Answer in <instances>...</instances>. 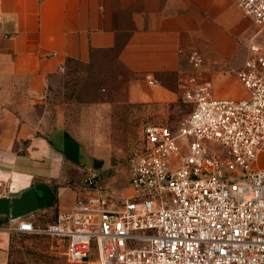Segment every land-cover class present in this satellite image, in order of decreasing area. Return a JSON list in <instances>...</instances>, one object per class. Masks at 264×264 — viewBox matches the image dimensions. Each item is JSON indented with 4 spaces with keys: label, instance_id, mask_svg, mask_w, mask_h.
Masks as SVG:
<instances>
[{
    "label": "built area",
    "instance_id": "1",
    "mask_svg": "<svg viewBox=\"0 0 264 264\" xmlns=\"http://www.w3.org/2000/svg\"><path fill=\"white\" fill-rule=\"evenodd\" d=\"M235 4L257 29L236 73L242 98L217 97L190 51L180 91L191 111L177 132L144 128L119 208L79 198L44 226L21 219L7 230L60 242L70 264H264V0Z\"/></svg>",
    "mask_w": 264,
    "mask_h": 264
},
{
    "label": "crops",
    "instance_id": "2",
    "mask_svg": "<svg viewBox=\"0 0 264 264\" xmlns=\"http://www.w3.org/2000/svg\"><path fill=\"white\" fill-rule=\"evenodd\" d=\"M235 1L0 0V199L43 184L56 198L55 215L71 210L80 198L77 173L103 160L97 146L83 152L75 130L51 129L49 84L68 62L124 71L118 77L132 79L127 103L169 102L188 77L192 50L209 61L215 81H224L223 68L242 66L247 50L231 64L225 28L236 15L252 25ZM15 224L0 215V264H6L7 228Z\"/></svg>",
    "mask_w": 264,
    "mask_h": 264
},
{
    "label": "rangeland",
    "instance_id": "3",
    "mask_svg": "<svg viewBox=\"0 0 264 264\" xmlns=\"http://www.w3.org/2000/svg\"><path fill=\"white\" fill-rule=\"evenodd\" d=\"M232 23L233 26L226 27L225 32L233 41L228 51L230 63L237 65L242 59L247 40L257 29L251 22L252 26H248L237 15L233 17ZM209 68L211 64L204 59L199 75L212 82L216 93L237 97L245 95L236 77L239 68H223L224 71L218 76L224 81H215ZM124 73L113 68V64L96 69L68 62L62 72L52 77L48 88V106L46 105V112L51 114L53 120L51 129H61L65 133L75 130L77 145L81 146L85 154L88 147L99 148L98 153L103 160L93 159L90 168L77 173V192L80 193L81 200L99 197L110 209L119 208L129 194V168L131 161L144 151V128L148 125H167L177 132L191 111V106L181 100V81L169 102L136 105L127 103V89L132 79L118 77ZM192 73L190 65L187 76ZM227 81L234 82L238 89H232ZM41 112V108L36 110L39 116ZM89 171L98 174L91 186L84 183ZM53 207L54 203L33 213L32 218L25 219L37 227L44 226L55 217ZM6 264L70 263L66 261L60 242L47 236L11 233L6 250ZM78 264H96V261L91 257Z\"/></svg>",
    "mask_w": 264,
    "mask_h": 264
},
{
    "label": "water",
    "instance_id": "4",
    "mask_svg": "<svg viewBox=\"0 0 264 264\" xmlns=\"http://www.w3.org/2000/svg\"><path fill=\"white\" fill-rule=\"evenodd\" d=\"M53 196L50 189L37 184L21 192L18 196L0 199V215L9 217L11 222L24 219L34 212L49 207Z\"/></svg>",
    "mask_w": 264,
    "mask_h": 264
},
{
    "label": "trees",
    "instance_id": "5",
    "mask_svg": "<svg viewBox=\"0 0 264 264\" xmlns=\"http://www.w3.org/2000/svg\"><path fill=\"white\" fill-rule=\"evenodd\" d=\"M52 196H53V201H52V204H53V203H55V202H56V198H55V196H54V195H52ZM52 204H51V205H52ZM51 205H50V206H51Z\"/></svg>",
    "mask_w": 264,
    "mask_h": 264
},
{
    "label": "bare ground",
    "instance_id": "6",
    "mask_svg": "<svg viewBox=\"0 0 264 264\" xmlns=\"http://www.w3.org/2000/svg\"><path fill=\"white\" fill-rule=\"evenodd\" d=\"M2 237H4V236H2Z\"/></svg>",
    "mask_w": 264,
    "mask_h": 264
}]
</instances>
